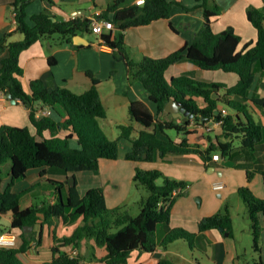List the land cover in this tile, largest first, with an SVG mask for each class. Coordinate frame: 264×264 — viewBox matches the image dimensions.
<instances>
[{
    "label": "trees",
    "instance_id": "trees-1",
    "mask_svg": "<svg viewBox=\"0 0 264 264\" xmlns=\"http://www.w3.org/2000/svg\"><path fill=\"white\" fill-rule=\"evenodd\" d=\"M31 1H13L16 28L0 38V55L6 54L0 64V91L10 93L12 99L26 105L35 128L32 131L29 126L10 124L0 127V164L11 162V180L5 189H2L4 177L0 170V217L10 213L11 224L0 225V231L19 230L21 239L17 247H0V264H27L21 256L33 242V232L27 231V228L45 223L51 225L55 219L74 224L82 218L83 222L70 236L56 239L52 258L41 264H89L88 261L95 258L103 264H125L135 250L154 252L158 247V226L170 223L174 205L188 187L187 181L169 176L159 168L136 167L134 182L147 189L137 214L126 205L110 207L103 186L92 187L81 195L77 181L72 186L68 180L52 178L48 181L54 186L52 194L57 199L55 202H44L42 206H21L25 191H17V183L26 178L30 170L39 169L41 176L50 172H63L69 179L82 171L98 172L102 159L116 160L120 152L119 139H112L100 122L108 117V110L99 87L101 80L91 70L87 74L92 85L84 92H75L67 86L49 91L41 79L31 82L30 91L25 88L22 81L24 68L20 61L24 50L38 41L55 37L59 39L55 44L77 46L74 36L90 31L93 22L87 15L55 21L52 18L54 14L48 8L33 14L30 22L27 7ZM125 1L116 0L113 6L103 11L101 17L112 19L118 33H103L101 36L120 58L126 60L130 81H142L157 107L153 111L141 100L131 101L129 110L132 119L143 128L136 135L133 123L119 125L120 138L132 141L126 159L152 162L159 156L176 153H198L209 159L217 150L229 156L236 149V142L241 148L250 150L256 159L257 145L264 142V124L256 120L249 102L252 100L264 105V98H252L249 91L256 81V65L264 73V5H251L248 8V18L257 30V38L240 47L243 37L235 27L230 26L220 32L213 28L212 24L221 13V7L214 0H198V5L204 8L205 22L190 44L164 57L144 56L141 61H135L125 46L127 30L150 25L160 19H170L173 5L180 2L146 0L141 5L132 3L120 7ZM109 12L114 13L112 17ZM17 33L23 34V37L12 39ZM50 60L55 61L53 56ZM183 61H190L206 70L237 73L239 78L232 85L223 81L198 79L188 73L168 79L167 70ZM171 100L181 102L193 117L186 120L165 117V107ZM221 103L230 109L227 115L221 113ZM46 107L51 108V115L41 114ZM209 121L222 122L219 137L224 140L215 142L208 135L207 147H203L199 140L191 142L189 135L196 133L189 127L192 122L204 126ZM169 130H177L182 138L177 140ZM63 131L66 133L62 134ZM74 138H77L78 146L72 144ZM256 171H248L249 180ZM260 172L264 176V170ZM177 189L180 190L176 192ZM238 191L247 207L252 247L259 255L262 253L264 231V198L256 196L248 186H241ZM220 227L232 235L233 215L228 205L224 212L204 217L199 222L201 232ZM195 237L196 233L177 227L169 231L160 245L166 247L182 238L195 246ZM90 238H94L97 245L105 247L103 256L97 257L95 253L86 256L80 250L83 241ZM67 247L78 248V254L72 257ZM160 264L177 263L161 257ZM255 264H264V261L260 258L255 260Z\"/></svg>",
    "mask_w": 264,
    "mask_h": 264
},
{
    "label": "crops",
    "instance_id": "crops-1",
    "mask_svg": "<svg viewBox=\"0 0 264 264\" xmlns=\"http://www.w3.org/2000/svg\"><path fill=\"white\" fill-rule=\"evenodd\" d=\"M14 0H0V38L7 32H11L16 28L13 14ZM136 0H126L120 7L135 3ZM173 1V0H171ZM180 3L174 4L170 19H160L150 25L133 27L127 30L125 36V46L130 51L131 57L135 61H140L143 56L164 57L173 51L190 44L196 33L201 29L205 22L204 8L200 7L198 0H177ZM222 9L213 22V28L216 32L227 29L230 26L242 35V43L257 38V30L248 18V8L253 5L262 7L264 0H214ZM116 0H32L27 7L28 18L46 8L50 9L57 20L63 21L72 18L74 15H93L103 11L115 4ZM113 12H109V16H113ZM31 22V20H30ZM173 26V27H172ZM244 28L245 34L240 31V27ZM106 33L117 34L116 29L112 31L105 30ZM75 43L77 46L69 44H55L58 37L38 41L21 54V65L24 68V76L22 78L25 88L30 91V84L35 79H41L45 83L49 91L59 86H67L75 92H84L92 85V80L88 76L87 71L91 70L94 75L101 80L108 79L112 81L109 90V103L118 112L123 109L126 113L129 110L131 101L141 100L145 102L153 111L157 110L156 105L151 101L149 91L146 89L142 81L129 79L128 68H126L122 58L115 56L116 50L104 43L105 40L101 35L95 33L92 29L85 33ZM246 36V37H245ZM16 38H19L16 35ZM84 41H86L84 43ZM6 54L0 55V64L2 58ZM53 56L54 62L50 60ZM200 71V67L190 61L172 65L166 72L167 78L188 73L198 79H203L196 75ZM103 72V73H98ZM198 74V73H197ZM261 80H264V73L261 72ZM215 81H223L230 85L235 84L238 79L232 77L228 81V77H220L219 79H209ZM255 85V83H254ZM253 85V87H255ZM74 87L80 88L75 90ZM100 87V86H99ZM252 87V89H253ZM80 90V91H78ZM103 101L104 95L100 87ZM258 98H264V93L259 92ZM256 98V97H252ZM251 110L257 121L264 124V105L257 104L252 100L249 102ZM108 107V105H106ZM130 111V110H129ZM130 113V112H129ZM131 115V114H130ZM168 119L179 118L185 120L177 111L175 114L166 111L164 114ZM132 117V116H131ZM259 118V119H258ZM119 120V119H118ZM119 122V121H118ZM135 122V121H134ZM4 124L29 126L32 131L35 128L30 120L29 109L19 100H14L0 91V127ZM119 125L122 123H118ZM206 124H212V121ZM205 124V125H206ZM205 125H198L195 122L189 126L196 131L195 134L189 135L191 142H199L203 147L208 146L207 136L210 135L212 140L218 142L224 140L219 137L222 133L221 126H213L212 130H208ZM136 134L143 126L139 127L134 124ZM138 130V132H137ZM63 131L62 134H65ZM49 135V133H47ZM181 134L176 139L180 140ZM119 139V158L102 159L101 167L98 172L82 171L76 175L77 186L81 195H84L90 188L103 186L106 193L107 203L110 207H115L126 196L127 187L133 185L136 167L142 166V162H136L126 159V153L132 148V141L127 138ZM121 144L124 150L121 151ZM221 158L216 160L211 154L206 159L198 153H176L168 154L165 157H157L154 161L168 159L171 166H162L159 168L167 175L188 182L185 194L179 197L174 205L172 219L169 224H160L156 231L158 247L154 252H141L135 250L130 259L125 264H160V258L173 260L177 264H255V260L260 258L264 261V231L262 237V253L253 255L254 260L250 261L243 257L242 250L238 246V223L233 218L232 235L220 228H211L208 231H199V222L207 216L213 215L220 208L229 205L230 196L238 190L239 187L247 185L253 193L264 198V176L260 172L264 170V142L257 145L255 159L252 152L246 148H241L240 144H236V149L231 155L225 156L220 150ZM215 152V153H216ZM227 160H234L231 165ZM152 161V162H154ZM149 162V161H148ZM7 163V162H6ZM5 165V164H4ZM11 171V162L8 164ZM145 168V167H144ZM150 169V167H146ZM29 185L19 186L17 183V191H25L22 195L27 196L34 190L37 184L43 180L52 178L60 181H66L67 174L63 172H50L45 176ZM257 170L253 178L249 180L248 171ZM30 173V172H29ZM28 173V175H29ZM28 177V176H27ZM26 177V178H27ZM24 178V179H26ZM11 180V172L8 179L3 181L2 189H5ZM22 180V179H21ZM223 181L225 188L222 190H214L213 183ZM49 182V181H48ZM6 183V184H5ZM129 184V185H127ZM125 185V186H124ZM54 186L47 190L48 194L43 199L33 202L32 198H27L26 205H23L21 198V206L28 207L38 204L44 205V202H55L56 197L51 194ZM214 191L219 192L222 200L214 197ZM33 192H31L32 194ZM65 194V193H64ZM144 194V193H143ZM145 195H142V197ZM198 196L200 203H196L192 197ZM30 197V196H29ZM142 199V198H141ZM243 200V199H242ZM241 200V201H242ZM242 203H245L244 200ZM226 204V205H225ZM246 205V204H245ZM247 208V207H246ZM232 213V212H231ZM245 212L244 215V237L245 245L243 248L248 250L252 245V233L250 229V219ZM11 224V214H7ZM233 215V213H232ZM83 222L80 218L74 224H66L62 220L55 219L51 225H36L33 232V242L29 250L21 256L27 264H41L52 258V247L56 243V239L70 236L74 230ZM5 224V223H4ZM1 225V224H0ZM183 227L191 232L196 233L195 246L190 245L186 239H176L166 247L160 245L164 237L173 228ZM7 230V229H6ZM19 230L13 231L18 233ZM21 244V239L18 246ZM70 251L72 248L67 247ZM89 256L95 253L97 257L103 256L105 253L98 255L93 251L91 246H87L84 242L80 249ZM89 264H103V262L93 259L88 261Z\"/></svg>",
    "mask_w": 264,
    "mask_h": 264
},
{
    "label": "rangeland",
    "instance_id": "rangeland-1",
    "mask_svg": "<svg viewBox=\"0 0 264 264\" xmlns=\"http://www.w3.org/2000/svg\"><path fill=\"white\" fill-rule=\"evenodd\" d=\"M239 27H240V31H242V33H244V35H246L244 28H242L241 26H239ZM16 35H18L19 38H16ZM58 35L59 34H56V36H58ZM21 37H23V34L17 33L14 36H12V39L16 40V39H20ZM242 45H243V43L240 45V47H242ZM129 53H130V51H129ZM115 56L118 59H120L118 57L119 56L118 53H115ZM143 58H144V56H143ZM143 58H141L140 61ZM120 60H123V59H120ZM123 62L125 64L126 68H128L125 59L123 60ZM260 68H261L260 66L256 65V81H255V85H254L255 87H253V89H251L249 91V95L252 97H261V96H259V92L264 93V80L263 81L261 80L262 70ZM98 73H103V72H98ZM196 75H198L199 77L206 79V80L219 79L220 77L224 78L225 76L228 77V79H229L228 81H231L232 77H234V79L239 78L237 73L225 72L224 70H206V69H202V68H200V71L196 72ZM134 80H136V79H132L131 81L133 82ZM102 82L103 83L100 84L99 86L102 89V92L104 95V100L106 99V103H107L106 105H108V107L106 106L107 110H108V117L101 119L100 122H101L104 130L107 132V134L112 139H118L121 135V128H120L118 123H122V124L133 123V124H136L137 126L141 127L142 125L140 123H138L136 121L134 122V120L132 119V117L129 113L130 112L129 110H127L126 113L124 112L123 109H120L117 112L116 109L114 108V106H112L111 104H108L109 98H111L108 94H109V90H110L112 81H110L108 79H103ZM74 89L77 90L80 88L74 87ZM78 91H80V90H78ZM221 106H222L221 108L226 107L230 111V109L227 106L223 105V103H221ZM60 109L63 113H65V111L62 107H60ZM137 132H138V130H137ZM169 133L175 138L179 134L177 132V130H169ZM135 134H136V131H135ZM72 144L74 146L79 145L77 138H74L72 140ZM236 144L238 145L239 143L236 142ZM123 150H124V145L121 144V151H123ZM227 161L231 165H233L235 163L234 160H232V161L227 160ZM4 164H0V170L2 171V175L4 177V180L6 181L8 179V177L10 176V172H11L10 168L8 167V164H10V161L7 163H4ZM141 164L143 166L142 168L145 167L144 169H148L146 167H150V169H151V168H156V167L161 168L162 166H168V167L171 166V163H170V161H168V159H165V160L162 159L161 161H154V162L143 161ZM38 179H40L39 171L37 169L30 170L28 177L26 179L20 180L19 186L32 184ZM159 182L161 183L162 180L160 179ZM70 184H71V182H70ZM127 185H129V184H127ZM243 186H247V185H243ZM50 188H51V182H48L47 180H43L42 183L37 184L36 187L34 188V190L31 191V192H33L32 194L30 192L29 195L23 196V198H22L23 205L24 206L26 205L25 201L27 200V198H32L33 202H36V201H39L40 199H43L45 197V195H50L47 193L48 192L47 190H49ZM126 190H127L126 196H124V199L120 202L119 205H121V204L126 205V207L129 208L134 214L139 213L140 201H141L142 195L147 194L146 187L144 185H136V183L134 182L133 185L131 186V184H130V186H128ZM52 191H53V188H52ZM51 194H52V192H51ZM214 197L218 200H222V198L219 196L218 191H214ZM192 198L194 199V201L196 203H198V204L200 203V199L198 196H194ZM241 200H242V197L240 196L239 191L236 190L235 193H233L230 196L228 206H229L230 211L233 213V218L236 219V223H238V227H239L238 229L240 230V232L238 234L239 249H240V251L242 250L241 251L242 254L244 253L243 254L244 258H247L250 261H253L254 260L253 255L255 254V251L253 250L252 245L249 246V244H248V250H245V248H243L245 245L244 237L246 236L245 231H244V215H245V212H248V211H247L245 203H242L243 200L242 201ZM220 211L224 212L225 206L223 208H220V210H218V212H220ZM9 222H10V219H9L8 215H4V216L0 217V224L2 226H9ZM16 234L18 236V242H19V240H20L19 233H16ZM84 242L86 243L87 246H91L93 248V251H96L98 255H101L102 253L106 252L105 247L102 245H100V246L97 245L96 240L94 238L85 239L83 241V243ZM252 243H253V241H252ZM95 259H97V258H95ZM205 264H209V263H207V261H206Z\"/></svg>",
    "mask_w": 264,
    "mask_h": 264
},
{
    "label": "built area",
    "instance_id": "built-area-1",
    "mask_svg": "<svg viewBox=\"0 0 264 264\" xmlns=\"http://www.w3.org/2000/svg\"><path fill=\"white\" fill-rule=\"evenodd\" d=\"M146 0H136L135 3L138 5L144 4ZM14 14V22L16 24V18H15V12ZM102 13L97 12L96 14L93 15H87L90 16L93 19L92 22V30L99 34L102 35L103 33H106L105 30L112 31L115 29V23L112 19H108L105 17H101ZM79 15H74L72 18H75ZM105 43V42H104ZM221 113L223 115H227L230 111L226 108L223 107L221 108ZM41 114L43 115H51L52 110L50 107H46L41 111ZM222 122L220 121H212V124H206L205 127L210 131L212 130L213 126H221ZM213 158L216 160H219L221 158V154L219 152H216L213 154ZM213 188L214 190H222L225 188V183L223 181H216L213 183ZM180 189H177L176 192H178ZM18 246V236L16 232L5 230V231H0V247H7V248H13ZM79 250L78 248L74 247L70 250V255L72 257L76 256L78 254Z\"/></svg>",
    "mask_w": 264,
    "mask_h": 264
},
{
    "label": "water",
    "instance_id": "water-1",
    "mask_svg": "<svg viewBox=\"0 0 264 264\" xmlns=\"http://www.w3.org/2000/svg\"><path fill=\"white\" fill-rule=\"evenodd\" d=\"M52 18L55 21L57 20V18L55 16H53ZM80 38H82L81 35H79V34L75 35L74 36V42L75 43H78L79 42L78 40ZM85 42L86 41H84V43ZM8 96L10 98H12V95L10 93L8 94ZM165 110L166 111H171V112H173V114H175L176 111H177V113L180 116H183V118L185 120L188 119V118H192L193 117V114L190 112L189 109H187L181 102H178V101H175V100L169 101L168 104H167V106L165 107ZM76 179H77L76 176H73L72 175V176L69 177L68 181H70L71 182V185L74 186V185H76V181H77ZM220 229L221 230H224L223 227H220ZM32 230H33V227L32 226L30 228H27V231H32ZM226 234H228V232Z\"/></svg>",
    "mask_w": 264,
    "mask_h": 264
},
{
    "label": "clouds",
    "instance_id": "clouds-1",
    "mask_svg": "<svg viewBox=\"0 0 264 264\" xmlns=\"http://www.w3.org/2000/svg\"><path fill=\"white\" fill-rule=\"evenodd\" d=\"M140 2H142V0H140Z\"/></svg>",
    "mask_w": 264,
    "mask_h": 264
}]
</instances>
